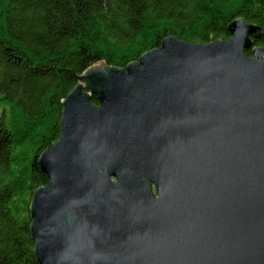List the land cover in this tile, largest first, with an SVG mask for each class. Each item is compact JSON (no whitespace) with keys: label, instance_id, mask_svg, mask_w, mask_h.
Listing matches in <instances>:
<instances>
[{"label":"water","instance_id":"95a60500","mask_svg":"<svg viewBox=\"0 0 264 264\" xmlns=\"http://www.w3.org/2000/svg\"><path fill=\"white\" fill-rule=\"evenodd\" d=\"M227 32L77 78L38 162L37 264H264L263 32Z\"/></svg>","mask_w":264,"mask_h":264},{"label":"trees","instance_id":"16d2710c","mask_svg":"<svg viewBox=\"0 0 264 264\" xmlns=\"http://www.w3.org/2000/svg\"><path fill=\"white\" fill-rule=\"evenodd\" d=\"M236 20L262 30L253 48L264 49V0H0V264H37L29 209L48 185L38 162L77 78L98 63L124 70L168 38L227 42Z\"/></svg>","mask_w":264,"mask_h":264}]
</instances>
